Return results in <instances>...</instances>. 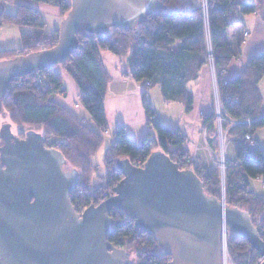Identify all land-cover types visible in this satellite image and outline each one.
I'll return each instance as SVG.
<instances>
[{
    "label": "trees",
    "instance_id": "trees-1",
    "mask_svg": "<svg viewBox=\"0 0 264 264\" xmlns=\"http://www.w3.org/2000/svg\"><path fill=\"white\" fill-rule=\"evenodd\" d=\"M30 1L57 7L62 19L70 9V0ZM160 1L165 8L149 14L136 27H111L104 33L79 32L77 47L61 64L14 78L0 100L1 112L6 115L5 123L18 129L38 130L45 142L62 153L68 167L78 170V183L72 191L87 207L111 194V187L121 179L115 167L116 160L127 158L130 164L142 166L153 150H160L180 169H192L200 177L207 195L220 199L223 192L228 206L246 210L264 240V197L254 193L249 183V179L264 176V148L256 144L255 139L244 138L246 134L253 137L264 125L259 91V81L264 78V50L251 56L237 77L225 75L229 62L241 53L239 47L234 49L227 41L226 29L242 23L243 15L255 12L257 4L248 0H206L204 9L201 0L200 5L189 9L186 0ZM4 2L0 0V27L5 23L18 25L22 43L17 48L0 49V59L50 48L57 42L59 28L46 30L36 9L16 3L15 11L8 12ZM168 39L180 43L173 48L166 43ZM105 49L115 56L129 55V71L123 74L145 83L142 106L146 117L154 116L147 123L153 126L157 135L148 133L137 142L126 134L124 125L119 124L112 131L113 139L103 156L106 171L97 175L98 164L91 156L99 148V138L85 132L54 96L63 92L60 72L63 69L74 82L82 85V103L86 108L92 107L88 93L104 99L111 81L100 54ZM209 60L220 97L221 116L226 119L221 130L224 129V136L235 151L234 159L225 155L223 182L216 163L212 161L208 166H202L191 158L186 137L177 127L172 129L160 121L147 97L151 87H158L162 100L177 103L185 112H190L193 97L189 84L198 79L200 69L209 65ZM213 117L214 110L200 116L207 145L211 151H216ZM229 118L251 121L249 124H231L227 128ZM94 176L101 179L95 192L89 188ZM109 215L113 223L107 240L126 250L132 264H169V256L124 210L112 208ZM225 238L232 264H257L260 255L246 239L235 232H226Z\"/></svg>",
    "mask_w": 264,
    "mask_h": 264
},
{
    "label": "water",
    "instance_id": "water-1",
    "mask_svg": "<svg viewBox=\"0 0 264 264\" xmlns=\"http://www.w3.org/2000/svg\"><path fill=\"white\" fill-rule=\"evenodd\" d=\"M164 8L160 0H70L54 45L0 59V100L14 78L65 61L79 32L134 28ZM0 139V264H132L126 250L107 240L112 208L148 232L169 264H224L226 232L246 239L264 264V240L248 212L228 206L223 192L220 199L207 195L192 169H180L160 150L142 166L116 160L121 179L111 194L77 213L70 193L78 170L57 148L46 147L34 129L19 138L9 123L0 125Z\"/></svg>",
    "mask_w": 264,
    "mask_h": 264
},
{
    "label": "crops",
    "instance_id": "crops-1",
    "mask_svg": "<svg viewBox=\"0 0 264 264\" xmlns=\"http://www.w3.org/2000/svg\"><path fill=\"white\" fill-rule=\"evenodd\" d=\"M18 1V2H17ZM249 2L253 4H257V9L253 13H247L243 15L242 19L243 22L236 24L233 27H228L226 29V38L227 41L230 43L231 47L236 49L237 47L240 48V55L237 56L235 59L231 60L229 62V65L226 68V77L227 78H233L237 77L241 70L244 68V66L247 64V60L257 54L258 52L264 50V11H263V5H264V0H248ZM22 3L21 0H14V3ZM200 0H186V6L187 8L190 9V7H195L200 5ZM24 4V3H22ZM27 4V3H26ZM25 4V5H26ZM29 5V4H28ZM30 6V5H29ZM50 6V5H48ZM32 7V6H31ZM34 8V7H33ZM52 12H57L58 17H61L60 11L55 7H48ZM56 8L57 11H55ZM5 9V7H4ZM35 9V8H34ZM38 12L39 9H36ZM62 19V17H61ZM247 31V34L245 35V32ZM168 45H172L173 48L177 47L179 45V41H175L173 39H168L166 41ZM12 47V46H10ZM8 47V48H10ZM106 50V49H105ZM102 59V58H101ZM104 64V61H103ZM129 64L130 62H127L124 70L119 74V76L114 79L112 74L110 73L109 69L106 68L104 65L105 69L108 70L110 74V82H113V80H118L119 82V87L120 91L125 89L127 90V95H132V98L137 100L138 98H141L142 93L145 90V83L140 80L139 82L135 81L132 79L130 76H125L123 73H128L129 71ZM60 72L62 73V82L66 86V92L63 93V96L60 94H56L54 96V100L61 104L64 108L65 111L67 112L68 115H70L73 119L75 116H91L94 115L93 113H97L101 119L102 123L104 124L105 128L108 131L109 124H107L105 115H108V112L104 110V103L105 97L103 100L99 98V96L96 94L89 93V96L92 100V107L90 109L84 108V107H75L73 104V100L75 95L80 94L83 92V87L77 83L74 82V80L71 78V76L64 71L63 69H60ZM210 67L208 64H205L199 71L198 73V79L189 84L190 89L192 90V97H193V105H192V110L191 112H185L184 109L182 108H176L177 103H170L171 107H168L170 111H176V119L173 117V114L169 111L162 110L160 113L156 111V116L159 117L160 121L164 124L167 125V123H172L174 120L175 122L178 121L177 125H174V127H177L179 131L186 137V142H187V147L189 149V153L191 154V158L196 162L201 164L202 166H208L209 163V153L207 152L209 150V147L207 145L206 139L202 137L201 135V127H202V120L200 118L201 114H206L210 113L213 108H212V103H213V97L212 95V86H211V76H210ZM142 82V83H141ZM108 84V86H109ZM82 89H81V87ZM107 86V88H108ZM151 89H156L153 90L154 93H157L159 100L163 101L162 98L160 97L159 89L158 87H154ZM83 90V91H81ZM107 91V90H106ZM259 91L260 94L262 95V115H264V78H262L259 81ZM152 93V92H151ZM93 95V96H91ZM95 97V99L93 98ZM147 97H149V94H147ZM96 98L99 100L101 103L99 108H94L95 106V101ZM140 100V99H139ZM179 105V104H178ZM167 109V110H168ZM154 110V108H153ZM155 111V110H154ZM183 112V114H182ZM119 112L117 113V115ZM146 114V112H145ZM182 114V116H181ZM142 113H140V117H134L131 116L129 120L124 122V120L119 119L116 126H119V124L124 125L125 131L128 134V128H134L133 130L135 131H140L145 130L147 133H150L149 128L144 126V122H146V115L141 116ZM180 118V119H178ZM181 122H180V121ZM147 123V122H146ZM173 124V123H172ZM168 126V125H167ZM172 129L174 127L168 126ZM194 127V128H193ZM261 127H264L261 126ZM261 127L259 129H261ZM97 129V128H96ZM257 132V131H256ZM255 132V133H256ZM152 134V133H150ZM200 134V137L199 135ZM131 136V134H129ZM128 135V136H129ZM132 137V136H131ZM199 137V138H198ZM133 138V137H132ZM135 140V138H133ZM253 139H255V143L258 144L260 147H263L262 145V139H260L259 134H254ZM136 141V140H135ZM231 144V143H230ZM108 146V145H107ZM108 148V147H107ZM233 148V147H232ZM264 148V147H263ZM107 150V149H106ZM234 151V150H233ZM229 159H234L235 158V151H234V157L233 154L229 155ZM250 183V188L251 190L256 193L259 196L264 197V176L263 177H258V178H252L249 179Z\"/></svg>",
    "mask_w": 264,
    "mask_h": 264
},
{
    "label": "rangeland",
    "instance_id": "rangeland-1",
    "mask_svg": "<svg viewBox=\"0 0 264 264\" xmlns=\"http://www.w3.org/2000/svg\"><path fill=\"white\" fill-rule=\"evenodd\" d=\"M21 1L24 4H26V3H27V5L29 4L30 6L34 7L35 9H37V8L39 9V11H40L39 12V14H40L39 18H40L41 22L45 23V29L46 30L53 31V30L59 28L62 19H61V17H58L57 12H52L48 8V7H53L52 5L48 6L49 4L46 5V4H43L40 2H33L30 0H21ZM200 2H201V0H200ZM15 5H16V2L14 3V0H5V2H4V7L8 12H14L16 9ZM202 7H203V0H202ZM56 8H52V9H55V11H57ZM21 43H22V41L20 39V30H19L18 25L5 23L3 26L0 27V49H6L10 46H12L10 48H17L18 46L21 45ZM100 54H101V58L104 61V65L106 66L107 69H109V71L112 74L114 79H116L119 76V74L124 70L127 62H130V57L128 54H127V56H118V55L115 56L107 50H101ZM210 71H211V68H210ZM210 76H211V86H212L211 97H213L212 107H213V110L215 111V117H213L212 123L214 124L216 134H217V131H218L217 125H218V120H219L218 108H220V109H222V108L220 107V101H218V100H220L218 90H217V93L215 94V90H214V86H213L214 79H213L211 73H210ZM119 85L120 84H119L118 80L117 81L113 80V82H111L109 84V86L107 88L106 95H105V99H106V97H107V99L105 100L106 103H104V110L108 112V115H105V118H106L107 124H109V127H110V128H108V131H107V129L102 130V127H104L102 124H100V123H102V119L95 112L93 113L94 115H91L89 117L88 116L83 117V116L79 115V116H75V118H74V120H76L77 122L80 123V125L83 126V129L85 132H88L90 135L94 136L97 139L99 138V140H100L98 150L95 152V154H93L91 156L92 160L98 164V170L96 172L97 175H99V174L102 175L106 171L103 156H104L106 149L108 147L107 145L113 139L112 131L116 127L118 120L121 119V120H124V122L125 121L127 122L131 116L138 118V117H140V113H142L141 116L146 115L145 111L143 109V106H142L141 98H138L137 100H135L134 98H132V95H130V94L127 95V93H125V92H127L126 89H125V91H123V90L120 91ZM154 87H151V88H154ZM151 88L148 91V94H149L148 100H150V102L152 103V107L154 108V110L157 111L158 113H160V111H162V110L169 111L173 114V117H171V118L174 119V117H175V119H176V117H177L176 111H174V110L170 111L168 109V107H171L170 106L171 104L168 102L164 103L163 101L159 100L157 93H154V91H153L156 89H151ZM81 89H82V87H81ZM67 90H66V86L64 85L63 92L60 95L63 96V93L66 92ZM83 90H81V91H83ZM83 94H84V91L81 92V95L80 94L75 95L74 100H73V104L75 107H81L82 106V107L86 108V106L82 103ZM88 95H89V93H88ZM91 96H93V95H91ZM93 98L95 99V97H93ZM91 103H92V100H91ZM100 104L101 103L96 98L94 108L95 109L99 108ZM174 106H176V108H180V110L182 109L181 105L177 104ZM1 111H2V109H0V125L2 123L6 122L5 121L6 115L3 114ZM118 112H119V114L117 115ZM182 114H183V112H182ZM182 114H181V116H182ZM221 114H222V111H221ZM153 118H154V116L153 117H146V120L151 121V119H153ZM178 119H180V118H178ZM239 121L242 122L243 120H239ZM146 122H144L143 125L149 128L150 133H152L151 135H153V136L157 135L153 126L149 123H146ZM228 122H229V124H228L227 128L232 124L230 122V120ZM172 123H167V125L174 127V125L178 124V121L175 122V120H174ZM245 124H247V123H245ZM11 128L14 130V132H17L19 130L18 128L14 127V126H11ZM143 128H142V130L137 132V131L133 130L134 128L130 127L127 130L128 135L131 134V136L133 138H135V140L137 142H140L141 139L145 135L148 134L147 131L143 130ZM201 130H202L201 135L204 139L205 138V132H204L202 127H201ZM222 133H223L222 134V140H223V144H224L225 155L227 157H229V155L233 154V157H234V151H233L232 145L230 144V140H227L226 137L224 136V134H225L224 129H223ZM256 134H259L260 139H262V145L264 147V127H261V129H258L257 132L255 133V135ZM198 135L200 137V134H198ZM215 138H216V141L218 144L216 151H209L208 150L207 152L209 153V163L212 161L214 163H216V166L218 167V170H219V164L221 163V161H224V159H221L222 158V151H219L218 135H216ZM250 139L253 140V137L250 136ZM224 158H225V156H224ZM92 179H93V182L89 184V188H90V190L95 192L96 189L98 187H100L101 179H99L95 176L92 177ZM226 260H227L226 264H232V261L229 259L228 255H226Z\"/></svg>",
    "mask_w": 264,
    "mask_h": 264
},
{
    "label": "built area",
    "instance_id": "built-area-1",
    "mask_svg": "<svg viewBox=\"0 0 264 264\" xmlns=\"http://www.w3.org/2000/svg\"><path fill=\"white\" fill-rule=\"evenodd\" d=\"M205 5H206V0H203V8L205 9ZM246 34V33H245ZM209 65H210V68H211V75H212V77H213V79H214V75H213V65L211 64V61L209 60ZM36 81H39V79H37ZM35 84H36V82H35ZM44 86H47V83H45L44 82ZM213 86H214V90H215V94L217 93V86H216V84H215V79H214V83H213ZM217 97V96H216ZM219 101V100H218ZM218 108V107H217ZM218 114H219V120H218V125H217V135H218V138H219V151H222V158L221 159H225L224 158V156H225V149H224V144H223V140H222V131L223 130H221V124H222V122L223 121H225L226 119L225 118H223L222 116H221V109L220 108H218ZM151 117H153V116H151ZM230 120V122L232 123V124H235V125H239V124H243V123H247V124H249L250 123V121L249 120H243L242 122L241 121H239V120H236V119H227V121H229ZM233 120V121H232ZM241 122V123H240ZM237 123V124H236ZM244 138L245 139H247V140H249V141H251V139H250V136L248 135V134H246L245 136H244ZM209 151H211L210 149H209ZM224 168H225V162L224 161H221V163L219 164V173L221 174V179H222V182H223V179H224ZM70 201L72 202V204H73V206H74V208H75V211L77 212V213H81L87 206L85 205V203L83 202V201H81V199L80 198H78L77 197V194L75 193V192H71L70 193ZM225 236H226V233H223V235H222V239H223V241H224V243H223V249H224V252H223V260H224V264H226V255H227V249H226V238H225Z\"/></svg>",
    "mask_w": 264,
    "mask_h": 264
},
{
    "label": "flooded vegetation",
    "instance_id": "flooded-vegetation-1",
    "mask_svg": "<svg viewBox=\"0 0 264 264\" xmlns=\"http://www.w3.org/2000/svg\"><path fill=\"white\" fill-rule=\"evenodd\" d=\"M3 124V123H2ZM11 128V127H10ZM32 129H34V128H32ZM29 129H19L17 132H14V130L11 128V131H12V133L14 134V135H17L19 138H23V137H25V135H26V132L28 131ZM36 132H39L38 130H36V129H34ZM41 134V133H40ZM42 136V135H41ZM43 137V136H42ZM1 142H3L1 139H0V143ZM44 145L46 146V147H51L50 145H49V142H45V138H44Z\"/></svg>",
    "mask_w": 264,
    "mask_h": 264
}]
</instances>
